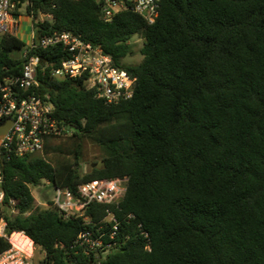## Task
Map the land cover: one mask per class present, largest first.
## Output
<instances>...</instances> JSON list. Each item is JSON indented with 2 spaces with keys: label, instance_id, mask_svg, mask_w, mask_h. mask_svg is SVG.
Returning a JSON list of instances; mask_svg holds the SVG:
<instances>
[{
  "label": "trees",
  "instance_id": "1",
  "mask_svg": "<svg viewBox=\"0 0 264 264\" xmlns=\"http://www.w3.org/2000/svg\"><path fill=\"white\" fill-rule=\"evenodd\" d=\"M13 1L26 4L36 39L71 31L137 81L132 97L108 104L84 77L52 74L71 56L62 45L29 52L42 59L38 92L78 142L69 163L39 154L6 161L4 233L24 232L44 253L36 264H264V0H162L152 24L132 10L107 22L102 0ZM135 35L143 59L128 64ZM27 46L0 36V78L21 73ZM84 140L104 157L81 173ZM125 177L118 204L93 203L69 219L36 206L32 190L50 181L76 192L90 180ZM108 208L120 221L113 238ZM101 223L114 244L105 256L87 255L78 235H98ZM10 247L0 235V253Z\"/></svg>",
  "mask_w": 264,
  "mask_h": 264
},
{
  "label": "built area",
  "instance_id": "2",
  "mask_svg": "<svg viewBox=\"0 0 264 264\" xmlns=\"http://www.w3.org/2000/svg\"><path fill=\"white\" fill-rule=\"evenodd\" d=\"M161 1L102 0V17L109 22L120 12L132 10L152 24L159 16ZM16 10L15 1L0 0V36L16 35L20 25L14 13ZM55 45H62L71 56L53 68L54 76L84 77L86 86L95 89L97 96L108 104H117L129 99L134 93L137 76L115 65L112 57L101 47L84 41L71 31L45 35L39 39H36L33 31V37L24 50L25 61L21 73L0 78V127L3 123L12 121L7 132L3 136L0 135V213L5 199L3 184L6 161L12 156L43 153L47 139L56 136L65 127L59 125L54 114V103L48 96H42L38 92L40 86L38 71L42 59L36 54H29L37 47ZM45 182L52 187L54 194L52 199L40 201L41 207L54 208L62 218L69 219L72 216H83L93 203L109 206L118 204L126 192L128 178L90 180L81 183L76 192L69 188L52 186L50 181ZM105 219L112 224L110 236L113 238L119 230L120 221L110 208L107 209ZM127 219L131 221L135 219V215L130 213ZM141 226L142 224L138 225ZM97 231L98 235L91 230L82 231L76 243L87 255L105 256L114 243L105 242L106 231L103 223L97 227ZM142 234L149 239L148 232L142 231ZM3 235L11 247L0 253V264H33L35 244L24 232L14 231L10 235L5 233ZM14 235L26 239L29 247L27 249L18 247L13 241ZM147 248L150 249L149 240Z\"/></svg>",
  "mask_w": 264,
  "mask_h": 264
},
{
  "label": "rangeland",
  "instance_id": "3",
  "mask_svg": "<svg viewBox=\"0 0 264 264\" xmlns=\"http://www.w3.org/2000/svg\"><path fill=\"white\" fill-rule=\"evenodd\" d=\"M17 18L20 21L19 29L16 35L23 39L25 42L29 43L33 37V22L32 18L26 13V4H23L17 9ZM44 19L45 16H41ZM134 54L128 56L124 59L125 63L136 64L142 61L143 55L141 53V48L144 44V39L141 35H135L130 41ZM78 140L74 136V131L68 127H64L59 134L51 138L49 141V148H46L42 155L47 160L53 164H63L72 162L74 159V150L77 145ZM104 157L103 150L96 144L90 142L89 140L83 141L82 157L80 160V172L86 173L90 171L94 166H101L102 159ZM33 194L36 198V206L41 207L40 201L50 200L53 197L54 191L52 187L47 183L43 182L37 187H33ZM5 221L0 220V235L4 234ZM26 240V239H24ZM28 242V241H27ZM29 243V242H28ZM44 257V253L38 248H34L32 255L33 264L38 263Z\"/></svg>",
  "mask_w": 264,
  "mask_h": 264
},
{
  "label": "bare ground",
  "instance_id": "4",
  "mask_svg": "<svg viewBox=\"0 0 264 264\" xmlns=\"http://www.w3.org/2000/svg\"><path fill=\"white\" fill-rule=\"evenodd\" d=\"M13 241L17 244L18 247L26 249L29 247V243L27 242V240H24L23 238L19 237V235H14Z\"/></svg>",
  "mask_w": 264,
  "mask_h": 264
},
{
  "label": "water",
  "instance_id": "5",
  "mask_svg": "<svg viewBox=\"0 0 264 264\" xmlns=\"http://www.w3.org/2000/svg\"><path fill=\"white\" fill-rule=\"evenodd\" d=\"M11 124H12V121L10 120V121H7V122H5V123H3L2 125H1V127H0V135L1 136H3L6 132H7V130L9 129V127L11 126ZM1 208V207H0Z\"/></svg>",
  "mask_w": 264,
  "mask_h": 264
}]
</instances>
